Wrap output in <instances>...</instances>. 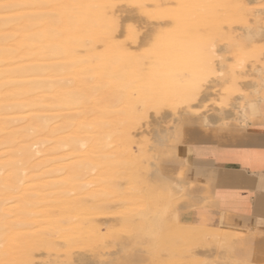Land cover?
I'll return each instance as SVG.
<instances>
[{
  "label": "bare ground",
  "instance_id": "obj_1",
  "mask_svg": "<svg viewBox=\"0 0 264 264\" xmlns=\"http://www.w3.org/2000/svg\"><path fill=\"white\" fill-rule=\"evenodd\" d=\"M129 1L152 16L171 19L174 24V29L164 36L154 30L155 67L148 72L144 55L136 50L151 37L147 41L140 39L150 34L145 31L137 39L135 31L128 28L132 47L120 41L122 31L120 34L121 22L115 14L116 0H0V243L3 251L14 249L16 242H25L29 251L50 246L54 238L70 244L74 238L64 229L70 222L60 219V215L109 207L104 203L109 196L103 202L98 199L99 188L106 194H116L118 188L113 173L100 174L99 170L107 167L103 163L116 161L120 174H126L131 156L121 145L136 144L129 129L144 116L147 107H156L164 100L180 99L186 105L196 100L215 74L210 55L197 58L205 43L198 32L207 27L219 29L221 22L245 23L248 12L253 10L244 0ZM172 1L177 5L171 7ZM149 6H152L150 11ZM213 47V44L209 46L210 52H214ZM176 68L187 72L182 84L173 72ZM242 98L247 106L242 103L234 106L240 110L239 123L246 121L244 113L254 110L256 103ZM218 112L220 122L228 123L222 111ZM185 119L188 118L175 121L179 143L186 134L183 127L189 124ZM161 169L153 171L162 174ZM96 171L104 179L99 185L94 183ZM48 223L53 226L50 230L43 228ZM94 227L92 221L88 222L85 233L90 234ZM192 228L196 231L194 235L202 239L216 234L217 246L224 247L227 254L233 252L234 241H229L228 231L215 228L208 233L201 224Z\"/></svg>",
  "mask_w": 264,
  "mask_h": 264
},
{
  "label": "rangeland",
  "instance_id": "obj_2",
  "mask_svg": "<svg viewBox=\"0 0 264 264\" xmlns=\"http://www.w3.org/2000/svg\"><path fill=\"white\" fill-rule=\"evenodd\" d=\"M244 1L253 8L247 14V22H221L217 27L219 29L214 26L202 28L198 32L203 36V40L205 39L206 45L205 43L204 46L201 45L197 58L210 55L215 70V74L204 85L198 98L188 105L182 103L180 99H175L164 100L156 107H147L144 116L129 129L137 145H121L122 150L127 154L130 153L131 156L126 174H120L121 170L116 161H111L110 164L103 163L107 167L102 168L104 171L100 169L99 173L105 171L113 173L112 176L115 178L113 181L118 189L116 194H106L99 188L97 197L103 202L102 199L109 196L108 201L104 203L110 206L98 208L94 212L83 211L80 214L60 215V219L70 222L64 226V229H68V234L76 240H71V246L62 238H54L53 242L50 241V246H40L29 251L25 249V242L24 244L16 242L14 249L3 251L4 246L0 243V264H233L231 258L223 257L222 252L225 253V248L217 246L219 239L216 234H210L202 239L194 235L196 231L192 227L195 224L180 223L175 219L179 218L180 209L191 207L193 204L187 199V187L182 186L177 180L183 175L182 169L171 171L168 166L177 164V158L173 160L171 157L172 154L178 156V126L174 125L179 119L188 118L183 120L186 122L190 118L200 117L199 114L201 117L207 114L214 121L218 111L221 110L225 118H228V124H237L240 121L237 118L240 116V110L234 106H237V103L247 106L242 97L256 102L254 110L249 109L244 113V120L248 119L252 111L264 107V0ZM172 2L171 7L177 5ZM151 8L152 6H149L147 9L150 11ZM115 14L121 22L120 41H125L130 48L133 43L129 38L128 28L135 31L137 39L145 33L150 34L140 39H145L144 41L149 37L153 39L156 29H160L156 30L159 36L167 35L174 29L171 19L152 16L151 13L132 5L129 0H116ZM164 22L170 23L165 25ZM148 28H151L149 32ZM150 39V43L149 41L144 42L145 44L141 43L140 47L138 46L140 49L137 47L136 50L137 53L144 55L147 61L146 72L155 67L152 51L155 38ZM210 43L214 45V52H210L209 46L212 45ZM238 64L242 66L239 67ZM174 70L179 82L185 78L183 75H187L184 69ZM139 110L140 106L137 105V111ZM155 168L156 170L162 168L163 175L155 174ZM93 175L94 183L97 182L96 184L99 185L104 181L98 176L97 171L93 172ZM118 184H122L127 189L124 188L123 191L122 185L118 186ZM90 221L95 227L90 234H87L85 233L88 230L87 223ZM51 227L53 226L48 223L43 228L50 230ZM210 230L214 229L207 228L208 233L211 232Z\"/></svg>",
  "mask_w": 264,
  "mask_h": 264
},
{
  "label": "crops",
  "instance_id": "obj_3",
  "mask_svg": "<svg viewBox=\"0 0 264 264\" xmlns=\"http://www.w3.org/2000/svg\"><path fill=\"white\" fill-rule=\"evenodd\" d=\"M212 119L190 118L195 123L183 127L184 141L171 157L177 158L171 166L183 172L177 180L195 204L179 210V221L231 233L233 252L222 255L233 264H264V107L246 123Z\"/></svg>",
  "mask_w": 264,
  "mask_h": 264
}]
</instances>
